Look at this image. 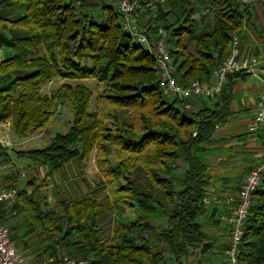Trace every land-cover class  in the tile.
Masks as SVG:
<instances>
[{"label": "trees", "instance_id": "1", "mask_svg": "<svg viewBox=\"0 0 264 264\" xmlns=\"http://www.w3.org/2000/svg\"><path fill=\"white\" fill-rule=\"evenodd\" d=\"M121 1L0 0V31L10 35L14 52L0 64V72L15 74L0 88V126L10 122L20 138L42 134L60 107L70 103L74 118L68 132L57 134L44 149L18 155L57 175L95 154L104 179L81 200L59 199L60 217H43L40 203L46 198L36 200L24 190L15 205L30 222H41L46 241L61 245L50 256L64 253L89 264H185L191 248L206 241L201 219L207 211L209 167L196 149L229 121L234 83L247 75L231 76L213 106L190 111L186 101L167 98L157 82L155 58L122 30ZM169 1L183 11L163 27L178 78L185 86L209 83L240 35L249 7L236 0ZM197 4L215 12L211 28L200 27ZM53 80L63 84L43 95L42 86ZM86 80L104 86L94 111L93 93L82 83ZM181 164L185 170L177 181ZM106 192L116 206L139 211L136 221L118 225L110 238L97 222L102 213L95 198ZM158 219L163 224L156 225ZM75 232L83 234V241H72ZM239 264H264V177Z\"/></svg>", "mask_w": 264, "mask_h": 264}, {"label": "crops", "instance_id": "2", "mask_svg": "<svg viewBox=\"0 0 264 264\" xmlns=\"http://www.w3.org/2000/svg\"><path fill=\"white\" fill-rule=\"evenodd\" d=\"M239 36L241 56L253 54L260 57L257 77L246 74V78L234 83L232 116L226 124L219 125L209 143L196 149L197 157L209 167L210 185L204 198L208 203L205 204L203 200L207 211L201 219L206 241L203 245L191 248L185 264H224L223 252L230 240L228 222L224 219L230 212L227 201L238 193L246 175L264 156V131L259 134H251L248 131V125L254 117L262 95L264 80V4H255L248 8ZM13 56L10 35L0 31V64ZM14 79L13 72H0V88ZM217 102L218 99L210 101L194 99L187 102L186 108L194 111L204 105L213 106ZM11 131L13 129L10 122L0 126V188L14 187L19 191L24 190L28 195L41 201L44 194L41 185H45L46 176L48 175L49 179L54 178V181L60 174L53 175L48 167L31 160L32 163H21L19 159L26 158L20 157L18 152L25 150L20 149L21 145H12V142L3 138V134H7L8 137ZM184 170L183 164L177 168V181L182 177ZM48 187L52 190L50 187L53 185ZM0 210L2 222L10 230L12 242L24 254L27 263L44 264L46 260L38 261L43 255L42 246L35 244L34 238L30 239L27 229L23 226L24 221L17 222V218L22 214L21 210L16 205H2ZM155 222L156 225L163 224L160 223L163 222L162 219Z\"/></svg>", "mask_w": 264, "mask_h": 264}, {"label": "built area", "instance_id": "3", "mask_svg": "<svg viewBox=\"0 0 264 264\" xmlns=\"http://www.w3.org/2000/svg\"><path fill=\"white\" fill-rule=\"evenodd\" d=\"M245 7L255 4H264V0H236ZM146 4L144 0H122L118 5L121 14L122 30L129 34L136 44L144 46L156 60V77L163 95L167 98L183 102L194 99L215 100L223 91L224 86L231 76L247 74L257 77V68L260 57L255 55L241 56V40L236 35L227 59L213 72L209 83L199 80L190 86H185L178 78L177 67L174 64L172 51L167 44L168 31L160 27L156 38H151L148 30L140 27L142 13ZM204 14H210L206 10ZM219 125L217 126V128ZM251 134L264 131V80L262 81V95L257 103L254 117L248 125ZM264 177V156L258 164L246 175L238 193L229 198L230 212L224 219L228 222L230 240L223 253L224 264H239L241 244L245 237V230L255 193L260 189ZM19 190L14 187L0 188V207L2 205H15ZM207 204L208 200L205 199ZM0 264H28L24 254L11 240L10 230L3 224L0 210ZM44 264H89L88 261L75 260L66 254L48 257Z\"/></svg>", "mask_w": 264, "mask_h": 264}, {"label": "rangeland", "instance_id": "4", "mask_svg": "<svg viewBox=\"0 0 264 264\" xmlns=\"http://www.w3.org/2000/svg\"><path fill=\"white\" fill-rule=\"evenodd\" d=\"M195 7L197 8L195 18L199 20L200 27L208 29L211 28V26H213L214 24L215 12H212L208 16V18H205L203 17V12L207 9V7L205 8L202 4H197L195 5ZM182 12L183 11L181 8H176L174 6V3L169 0H159L157 2L155 1L145 6V10L142 13L139 25L141 28L148 30V33L151 35V38L155 39L157 30L160 27H166L167 25L173 24L176 20L179 19V16ZM168 13L169 16H167ZM101 16L104 17L103 15H100V17ZM190 48L192 51H194V47ZM71 83L76 84L77 82L73 81ZM82 83H84L88 88H90L93 93V98L90 104V111H94L97 96L103 92L104 86H99L96 84V82L92 80H86ZM62 84L63 81L61 80H53L51 82L45 83L41 88V92L43 95H52L60 88ZM73 118L74 113L72 106L70 103L67 102L60 107L56 117L51 122L49 128L42 134L32 135L23 139L19 138L14 131H11L8 137L7 134H3V138L6 141L12 142V145H21V150L27 151L32 149H44L50 144L51 140L57 134H64L68 132ZM19 160L21 161V163L25 164L27 162H31L28 158ZM113 163L117 164L116 158H113ZM48 177L49 176L47 175L46 180L44 182L45 185H41L42 194L44 193L41 196V201L44 202V198H46L47 202L40 203V209L43 213V217L47 214H50L53 217H60L62 215V210L58 203L59 199L65 202H69L70 200H81L90 193L91 190L89 189L93 190L95 186H97L104 180L97 168L95 162V154H92L88 161L76 166H70L69 168L64 170L62 173H60V177L54 180L55 182L53 181L54 178L49 179ZM50 185H53V187H50L52 190H50L48 187ZM78 188L80 190H78ZM95 199L99 204V211L100 213H102L97 218L98 226L105 234L106 238H110L113 236L114 230L118 225L124 223L128 224L133 221H136L139 218V211H133L131 209L127 210L122 207L116 206L110 200V197L107 192L104 194H99ZM90 218H92V214H90ZM20 221H24L23 226L25 229H27L30 239L34 238V243L42 246L43 255H41L42 257H40V260L38 261L47 260L52 253L56 251L59 252L61 245H51L50 242L46 241V237L48 235H46L47 232H45L46 230L42 226L41 222L37 224L32 223L23 213L20 215V217L17 218V222ZM88 225L89 223H87L85 226L88 227ZM75 233L74 234L76 237H74L72 241H78L81 239L83 241V234L78 235L77 232ZM59 242L60 241H58L57 243ZM35 260H37V258H35Z\"/></svg>", "mask_w": 264, "mask_h": 264}]
</instances>
